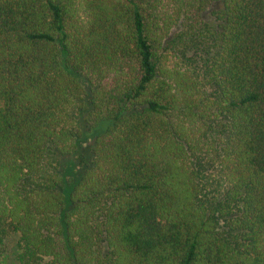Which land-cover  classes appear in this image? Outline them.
<instances>
[{"label": "trees", "instance_id": "16d2710c", "mask_svg": "<svg viewBox=\"0 0 264 264\" xmlns=\"http://www.w3.org/2000/svg\"><path fill=\"white\" fill-rule=\"evenodd\" d=\"M0 264H264V0H0Z\"/></svg>", "mask_w": 264, "mask_h": 264}, {"label": "rangeland", "instance_id": "374dc122", "mask_svg": "<svg viewBox=\"0 0 264 264\" xmlns=\"http://www.w3.org/2000/svg\"><path fill=\"white\" fill-rule=\"evenodd\" d=\"M92 141V138L91 137H88L85 139L84 143H85V146L84 147H88L89 144L91 143ZM11 237V236H10ZM13 239L15 240V237L12 236V238H9V240L7 241V248H8V257L7 259L10 260L11 259V253H12V249H13Z\"/></svg>", "mask_w": 264, "mask_h": 264}]
</instances>
